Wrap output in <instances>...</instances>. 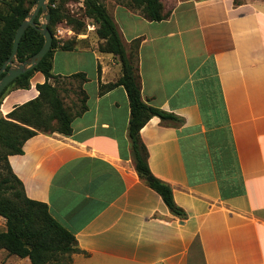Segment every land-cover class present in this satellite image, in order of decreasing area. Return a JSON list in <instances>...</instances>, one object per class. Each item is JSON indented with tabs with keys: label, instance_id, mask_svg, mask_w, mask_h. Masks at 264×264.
Listing matches in <instances>:
<instances>
[{
	"label": "crops",
	"instance_id": "0c3cea01",
	"mask_svg": "<svg viewBox=\"0 0 264 264\" xmlns=\"http://www.w3.org/2000/svg\"><path fill=\"white\" fill-rule=\"evenodd\" d=\"M164 6L161 21L117 3L113 10L128 23L116 27L142 99L176 116H152L139 137L151 173L185 217L135 169L127 93L122 85L99 93L121 63L98 49L99 38L52 56L72 106L80 107V89L87 96L71 133L39 132L8 162L26 196L74 235L81 251L71 264H264V0ZM77 72L87 80L70 77ZM44 81L37 71L28 89L6 92L0 115L35 98Z\"/></svg>",
	"mask_w": 264,
	"mask_h": 264
},
{
	"label": "trees",
	"instance_id": "16d2710c",
	"mask_svg": "<svg viewBox=\"0 0 264 264\" xmlns=\"http://www.w3.org/2000/svg\"><path fill=\"white\" fill-rule=\"evenodd\" d=\"M36 0H0V68L8 58L12 48L15 31L31 11ZM49 0L50 22L58 16L57 7ZM237 2V0H235ZM85 13L96 23V35L103 40L98 49L117 56L121 63V75L115 81L99 85V93L122 85L129 100L130 116L128 137L131 144L132 159L141 179L155 190L169 210L180 218L185 213L174 200L169 185L156 178L147 163V150L139 137L140 129L152 117L162 120H176V116L146 103L141 96V88L131 57L125 52L117 27L99 0H84ZM130 6L140 9L142 16L149 21H161L168 16L162 0H130ZM41 11L34 19L39 24ZM49 30L52 33L50 24ZM44 42L42 34L29 26L23 33L16 53L19 62L37 52ZM69 43L58 45L53 39L50 50L33 68L13 79L0 94V103L6 92L12 89H28L32 75L40 71L45 81L37 84L38 95L15 106L6 116L0 115V218L5 228L0 230V250L9 255L27 259L30 264H53L60 255H66L71 261L73 253L80 252L74 235L59 224L49 213L45 203L26 196L22 182L13 173L8 156L21 154L24 142L33 135L58 132L69 135L73 118L86 108V94L80 89V107L71 111L64 106L59 93L58 81L61 75L52 72V56L56 49H71ZM86 81L84 73L70 75ZM151 181H147V177Z\"/></svg>",
	"mask_w": 264,
	"mask_h": 264
},
{
	"label": "rangeland",
	"instance_id": "374dc122",
	"mask_svg": "<svg viewBox=\"0 0 264 264\" xmlns=\"http://www.w3.org/2000/svg\"><path fill=\"white\" fill-rule=\"evenodd\" d=\"M104 4L106 1L109 3V13L116 23V26L120 29L128 23L124 17L119 13H116L113 8L115 3L124 5L126 7L136 9L130 6V0H99ZM165 5L166 0H162ZM49 6V0H48ZM53 7H57L59 16L53 22H48L52 29L53 39L58 42V45L63 43H69L73 47L86 48L95 45L99 42L96 35V23L93 19L88 17L85 13L84 0H55L52 4ZM34 7V3L31 5V10ZM140 12V9L138 10ZM44 13H41L39 17V23L44 22ZM16 61L19 62L16 58ZM64 87L65 90H62ZM59 88V87H58ZM61 88V90H60ZM59 88L60 96L63 100L64 106L71 111H75L73 103L77 105L74 97L71 95V90L67 81H62ZM5 228L4 220L0 218V230ZM0 264H30L27 260H20L18 256L9 255L5 250H0ZM53 264H71L70 259L66 255H60Z\"/></svg>",
	"mask_w": 264,
	"mask_h": 264
},
{
	"label": "water",
	"instance_id": "95a60500",
	"mask_svg": "<svg viewBox=\"0 0 264 264\" xmlns=\"http://www.w3.org/2000/svg\"><path fill=\"white\" fill-rule=\"evenodd\" d=\"M39 11H41V13H44L45 21L36 25L34 19ZM49 21L50 12L48 7V0H36L33 9L27 14L26 18L23 19L20 25L17 27L12 41L10 55L0 68V94L13 79H15L23 72L33 68L50 50L53 41V35L48 28ZM29 26L36 28L42 34L44 42L40 49L33 55L22 62H17L16 53L19 46V41L23 33ZM146 180L151 181V177L148 176Z\"/></svg>",
	"mask_w": 264,
	"mask_h": 264
}]
</instances>
